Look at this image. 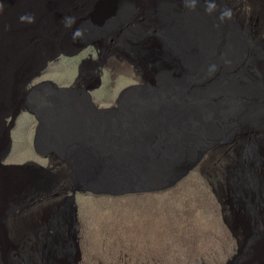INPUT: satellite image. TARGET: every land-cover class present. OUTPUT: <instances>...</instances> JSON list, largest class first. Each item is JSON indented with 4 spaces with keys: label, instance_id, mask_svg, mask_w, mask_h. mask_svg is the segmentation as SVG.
I'll return each instance as SVG.
<instances>
[{
    "label": "water",
    "instance_id": "1",
    "mask_svg": "<svg viewBox=\"0 0 264 264\" xmlns=\"http://www.w3.org/2000/svg\"><path fill=\"white\" fill-rule=\"evenodd\" d=\"M131 8L133 14L135 7ZM128 9L124 7L107 26L118 28L119 22H126ZM136 11L142 14L143 7ZM218 15L205 13L204 0H198L195 11L186 9L183 0L157 1L145 20L154 43L144 55L147 75L142 73L141 84L123 90L111 106H98L91 96L94 88L80 75L69 86L48 80L24 93L19 106L37 121L34 150L48 161L47 168L35 164L48 178L40 190L8 193L7 177L0 170V264H81L78 195L159 193L195 169L211 186L240 251L243 245L248 247L240 264L253 246L260 245L264 240V38L260 30L235 18L220 23ZM213 64L218 70L210 75ZM11 148L12 140L0 160ZM238 150L241 160L233 173L228 172L235 175L238 188L240 212L235 223L220 188L227 177L225 165L215 164L213 175L208 165L212 157H228ZM41 197L60 206L45 225L54 233L44 230L40 237L46 238L47 246L18 248L10 238L8 221L27 220ZM3 205H8L6 217ZM240 226L251 233L249 239L241 240ZM247 264H264V247Z\"/></svg>",
    "mask_w": 264,
    "mask_h": 264
},
{
    "label": "rangeland",
    "instance_id": "2",
    "mask_svg": "<svg viewBox=\"0 0 264 264\" xmlns=\"http://www.w3.org/2000/svg\"><path fill=\"white\" fill-rule=\"evenodd\" d=\"M149 1L154 4L144 5ZM157 1L0 0L4 4L0 12V157L12 140V152L7 159L0 160V170L7 177L8 193L11 189L18 194L25 190L32 193V188L37 191L45 187L48 178L47 172L36 165L48 166L47 160L38 157L33 149L37 121L19 106L31 82L52 80L64 87L83 72L86 81L91 82L89 87L95 90L97 79L92 80L91 73L96 66L102 71V86L92 92L93 99L100 106L114 104L122 90L134 82L136 74L148 67L143 56L154 43L145 20L147 11ZM132 3L143 7L142 14L135 11L132 16ZM228 3L238 21L254 31L260 30L259 36L264 38V0H228ZM124 7L126 10L130 7L131 11L126 22L118 28L108 27V21L117 18ZM25 13L34 15L35 22L22 23L19 18ZM66 16L76 17L73 28L85 27V37L90 41H73L72 29L62 23ZM153 24L154 21L150 26ZM45 47L55 49L40 58L49 66L41 77L31 80L38 72L33 67L35 61ZM15 113L18 116L11 123ZM225 156L212 157L208 171L213 175L214 165L224 163L227 177L220 188L229 203L227 213L237 223L240 212L236 205L237 182L235 175L229 176L228 172L235 171L241 152ZM11 179L17 184L15 187ZM77 205L81 264H240L248 249L243 245L240 251L238 239L225 224L222 208L199 169L163 192L121 197L81 194L77 196ZM58 208V204L43 200L27 220L10 218V238L17 242L18 248L47 246L46 238L40 237L45 231L54 233L45 225L52 221ZM2 216H8V205H3ZM240 233L241 240L251 237L243 226ZM253 247L263 249L264 240Z\"/></svg>",
    "mask_w": 264,
    "mask_h": 264
},
{
    "label": "clouds",
    "instance_id": "3",
    "mask_svg": "<svg viewBox=\"0 0 264 264\" xmlns=\"http://www.w3.org/2000/svg\"><path fill=\"white\" fill-rule=\"evenodd\" d=\"M219 2H216V0H204V10H205V13L207 14V15H213V14H216V13H219V15H218V17H217V19L219 20V22L220 23H224V22H226V21H230L232 18H235L236 20L238 19V16L236 15V13L233 11V9H232V7L229 5V3H228V0H218ZM148 4H153V2L151 1H149V2H147V3H144V5H148ZM222 5V4H224V5H226L225 7H220V5ZM183 5H184V7L186 8V9H188L189 11H195L196 10V8H197V6H198V0H183ZM132 6H134L135 7V11L137 10V9H139L140 7L139 6H137V5H135V4H133L132 3ZM104 8H105V6H104ZM3 9H4V4H0V12H2L3 11ZM107 9H109V8H107ZM120 14V13H119ZM132 16H133V14H132ZM20 21L23 23V22H27V23H34L35 22V17H34V15H32V14H30V13H25V14H23V15H21L20 16ZM62 23L64 24V26H65V28H67V29H72V39H73V41H78V40H80L82 43H84V42H86V41H90L87 37H85V29L83 28V26H81V27H79V26H76L75 28H73V25H75L76 24V17H74V16H66V17H64V19H63V21H62ZM124 22H119L118 23V25H120V24H123ZM97 35H99V36H102V33L100 32V31H97ZM53 44L54 45H56V39H54V42H53ZM64 44H67V41H64ZM55 49H51V48H49V47H45V48H43L42 49V53H41V55L39 56V58L35 61L36 62V64L33 66V67H36L37 69H38V71H39V69L41 68V67H43L45 64L47 65L46 66V68H44V69H42L41 70V72H40V75H38V76H35L34 78H32L31 80H34V79H37V78H39V77H41L45 72H46V70H47V68H48V66H49V64L48 63H46V62H42V60L40 59L41 57H43V56H46V53H48V52H53ZM153 50V48L151 49V51ZM144 57V56H143ZM32 67V68H33ZM31 68V67H30ZM218 69H217V66L215 65V64H213V65H211L210 67H209V74L211 75V74H214L216 71H217ZM38 73V72H37ZM142 73H144L145 75H147V68L145 69V70H140V72L139 73H137L136 74V77L134 78V82L130 85V86H128V87H126V88H129V87H131V86H137V85H140L141 84V81H143V77H142ZM91 75H92V80L93 79H97V83L95 84V90H97V89H99L101 86H102V71H99L98 70V68L95 66V68H93L92 69V73H91ZM80 76H82V78H83V80L85 81V84L86 85H90V83L91 82H87L86 81V79H85V77H86V73H83V72H80ZM91 80V81H92ZM48 81V80H47ZM50 81H52V80H50ZM99 81H100V85H99V87H97L96 85H98V83H99ZM75 82V81H74ZM73 82V83H74ZM40 83V82H39ZM72 83V84H73ZM36 84H38V83H34V82H31V87H30V89L33 87V86H35ZM62 87V86H61ZM92 87V86H91ZM125 88V89H126ZM125 89H123V90H125ZM94 89L91 91V96H92V92H94L95 91ZM122 90V91H123ZM121 94V93H120ZM119 94V95H120ZM24 95V94H23ZM22 95V96H23ZM119 97V96H118ZM92 99H93V96H92ZM93 101H94V99H93ZM117 101V100H116ZM95 102V101H94ZM115 103V102H114ZM98 105V104H97ZM113 105V104H112ZM98 106H100V105H98ZM109 106H111V105H109ZM100 107H108V106H100ZM24 113H26V112H24ZM16 116H18V115H14L13 116V119H15L16 118ZM13 119H12V121H11V123H14L15 122V120L13 121ZM37 128V127H36ZM36 131V130H35ZM2 133H4V130H2ZM8 137L10 138V134H8ZM34 137H35V135H34ZM11 140V139H10ZM33 142H34V140H33ZM33 149H34V146H33ZM11 152H12V148H11V151H10V153L7 155V157L5 158V159H7L8 157H9V155L11 154ZM34 152H35V150H34ZM35 154H36V152H35ZM37 155V154H36ZM38 156V155H37ZM39 157V156H38ZM41 158V157H40ZM43 160H47V159H44V158H42ZM48 162V161H47ZM45 168V167H44ZM189 176V175H188ZM187 176V177H188ZM186 177V178H187ZM44 199H42V201H43ZM79 217V216H78Z\"/></svg>",
    "mask_w": 264,
    "mask_h": 264
},
{
    "label": "bare ground",
    "instance_id": "4",
    "mask_svg": "<svg viewBox=\"0 0 264 264\" xmlns=\"http://www.w3.org/2000/svg\"><path fill=\"white\" fill-rule=\"evenodd\" d=\"M131 12V11H130ZM130 18V17H129ZM242 233V232H241ZM244 236V235H243ZM254 254H252V255H250L249 257H248V261H246L247 263H250V262H253V261H255V259L258 257V256H260L261 255V249H259V247H255V249H254ZM252 252V253H253ZM247 263H245V264H247Z\"/></svg>",
    "mask_w": 264,
    "mask_h": 264
}]
</instances>
